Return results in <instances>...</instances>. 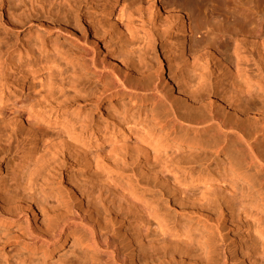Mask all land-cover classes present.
<instances>
[{
    "label": "bare ground",
    "instance_id": "bare-ground-1",
    "mask_svg": "<svg viewBox=\"0 0 264 264\" xmlns=\"http://www.w3.org/2000/svg\"><path fill=\"white\" fill-rule=\"evenodd\" d=\"M9 1L0 0V8ZM27 1L44 11L45 6L64 0L21 3L26 7ZM88 1L84 14L86 33L78 32L74 16V32H68L73 35L71 56L75 70L79 68L84 76L95 79L99 93L96 99L70 104L67 109L72 110L71 118L61 131L48 130L59 126L67 111L60 103L54 104L59 92L53 89L43 99V109L49 111L46 118L45 114L41 116L42 111H22L4 127L0 122V142L8 144L5 148L13 151L18 161L14 184L0 195L4 202L0 204V227L8 219H23L24 234L18 244L42 248L45 253L60 249L68 241L64 234L79 228L80 243L98 264H150L160 258L143 259L135 246L143 242L142 237H147L156 223L164 231L160 242L171 247L170 257L175 264H218L219 260L227 264L225 254L212 250V243L202 231L209 223L221 222L229 212L231 223L244 230L243 237L255 230L264 240V27L249 29L244 25L231 30L230 18L222 16L227 0H103L104 16L126 21L110 24L102 19L103 15L96 16ZM68 8L67 12L73 10L71 4ZM40 20L38 27L43 31L52 28L62 32L63 23L69 22L67 15L50 21L42 16ZM108 31L109 40L105 37ZM159 38L164 39L170 64L167 73L162 62L150 73L145 62V50L149 49L145 46L154 45ZM56 45L41 43L37 47L42 58H47V51L60 57ZM33 55L27 49L13 61L9 68L13 81L0 91V103L13 94L22 95L41 80L42 69L24 70L32 67ZM254 59L260 61L263 72L249 64ZM22 61L24 65L18 67L17 62ZM160 78L165 79L170 92L177 93H165L155 81ZM147 92L153 93L156 101L151 111L164 113L154 116L150 127L129 134L137 121L128 111H146L142 97ZM92 111H99L97 121ZM35 117L45 126L38 125ZM162 149L167 151L163 155ZM216 154H224V158L216 161ZM65 159L82 162L105 184L97 185V189L68 176V192L75 201L58 197L57 190L46 189L44 183L54 180V169ZM139 173L150 181L143 182V176L139 180ZM104 186L114 195L113 205H120L114 207L115 211L111 209L116 212V220L134 225V234H126L129 253L123 249L124 241L122 246L120 238L112 237L115 233L112 235L107 225V209L100 210L101 204H96L97 198L99 202L105 196ZM158 196H167L180 208L170 202L169 209H161ZM45 211L48 222L38 226L32 219ZM244 240L240 239L242 256L254 264L258 255L264 259V243L258 242L260 247L257 249V244L255 248L261 252L256 255L254 249L244 247ZM207 252L206 257H201Z\"/></svg>",
    "mask_w": 264,
    "mask_h": 264
},
{
    "label": "rangeland",
    "instance_id": "rangeland-1",
    "mask_svg": "<svg viewBox=\"0 0 264 264\" xmlns=\"http://www.w3.org/2000/svg\"><path fill=\"white\" fill-rule=\"evenodd\" d=\"M21 1H18V3H16L17 1L14 2V0H10L8 3H5L4 6L0 8V91L6 89V86L8 87L12 83L13 79L10 76L9 68L12 65L13 61L17 60V58H19L20 55L25 53L27 49L31 50L34 55L33 58L30 59L32 62V67L29 69L26 68L24 70L28 71L32 69H42L43 72L40 75V79L42 81L36 80L33 83V86H31L30 89L25 91L20 96L13 94L10 98H6V97L3 98V102L0 103V122L2 123L1 127H4V125L15 121V117L22 111H42L43 113L41 112V116L45 114L44 118H46L48 116L49 111L43 109V107L45 106V105L43 106V99L44 96L48 94V91L50 89H53L55 90V92H59V94L56 96L59 100L58 101L55 100L54 104H56V102L57 104L60 103L62 108H66L67 111H64L66 112V114H63L61 116V119L59 121V126H56L55 128L50 126L48 130L54 132L59 130L61 131L64 129L62 125H65L68 122V120L71 118L72 110L67 109L68 107H71L70 104H73L77 100L90 101L92 99H96L99 93L97 91V88L99 87H97L96 85L97 82L95 81V79H92V77L89 76L87 77L84 76V73L80 71L79 68L75 70V66L74 63L72 62V56H71L72 50L74 48L73 35L68 32V29L74 32L72 27L73 26L72 18L74 16L75 17L74 20H77L79 24V29H77L78 32L81 33V35H84L86 33L85 30L87 25L86 22L84 21V14L86 13L87 6H89V4H87L89 3V1L64 0L51 6H45L44 11L39 10L37 4L33 8L28 1H27L28 4L25 7V4L21 3ZM102 1L103 0H93V1L90 0V3H92L91 4L92 10L93 12L96 13V16H98V18H100L103 15ZM196 3L197 2H195L194 7ZM227 3H228L226 5L227 10H225L224 12L225 14L222 13L223 15L222 14L221 15L225 17V15L227 14V18H230L231 30H237L244 25H246L247 28L249 29L257 28L258 25H262L264 27V0H227ZM70 4L72 5L73 10L67 12V10L69 9L68 5ZM195 12L196 14L197 13L199 14V11L196 9ZM66 15L67 18H69V22L63 23L65 30H63L62 32H58L57 30H53L52 28L51 29L47 28V31H43L38 27L41 21L40 18L42 16H47L48 21H50L51 18L62 19ZM102 19L109 24L114 22L116 23L126 22L125 19L119 21L118 18L115 16L103 15ZM218 25L221 24L216 23V26ZM107 29L110 30L109 28ZM38 31L40 33H37ZM110 35H111L110 31H108L105 37L109 40ZM142 36L143 33L140 34V38H142ZM88 37L91 39L92 35L89 33ZM51 42L56 43L57 44L56 46L59 47V51L57 54L60 57L58 56L56 57L50 51H47V58H42V56L40 55L39 48L37 46L41 43L50 46ZM173 44H174L175 58H178V47H177L178 43L175 40L173 41ZM145 47L149 49L148 51L147 49L145 50V52H147V55L145 56V62L147 63L149 68L148 72L154 73L157 70L160 63L162 62L163 65H165V72L167 73L168 66L170 63H169V59L167 58V49L164 43V39H160V38L156 39L154 45L150 47L147 46ZM139 50L140 49L136 50V55H138ZM17 63L19 64L18 67H22L24 65L23 64L24 61ZM249 64L253 68L259 69L260 72H263V69H261L260 67L261 66L260 61L258 59H254L253 61H250ZM164 77L167 78V74H164ZM155 81L157 84H159L160 88L165 93L169 95L170 93H174V94L177 93L176 90L170 92V90L167 88L166 81L164 78H160L159 80L157 79ZM77 88L79 89V91L75 92ZM153 95H154L153 93L147 92V94L143 95L142 97V100L145 101L147 106L146 111H128L129 113L135 116V119L137 121L136 124L137 127L131 125L135 127V130L129 131V134H134L135 131L138 130V128L150 127L153 124V117L158 116V113L163 112V111H151L154 107V104L156 103ZM44 111H47V113H45ZM91 114H93V118L95 121H97L100 117L99 111H92ZM140 119H141V123H138ZM34 121L37 122L38 125L45 126L43 123L40 122L41 120L38 117H35ZM132 136L133 138L135 137V135ZM259 142H262L261 138L259 139ZM7 145L8 144H6V142H2V143L0 142V195L2 193H5L7 190L9 191L12 185L14 184L13 182L14 173H15L16 165L18 164L17 158L13 153V151H11L10 149L8 150V148H5ZM166 152L167 151L164 149H162L161 151L162 155L165 154ZM215 158H217L215 159L216 161L221 160L224 158V154H216ZM59 166H58L59 168L56 167L57 169L56 168L54 169V171H56L57 174L53 178L54 180L49 181V183H44V186L46 189L48 188L51 190L52 189L57 190L58 193L57 196L63 197L64 200L70 198L67 199L68 202H70L71 200L73 202L75 201L74 200L75 197L72 196L71 192H68L69 189L68 180H67L68 176H73L76 181L89 182V184H92V186L94 185L95 188H97V185L103 186L105 184L104 182L103 184H101L102 181L99 180L95 174L89 172L90 170H88L82 162L80 163V161L70 162V160L65 159ZM138 176H139L138 177L139 180H141L143 177L144 178L146 177V175L143 176V174L141 175L140 173L138 174ZM97 180H99L98 182L100 181L101 182L98 184ZM144 180H147L148 182L150 181L148 177L143 179V182H147ZM149 185H151L150 186L151 188L153 187L152 184L149 183ZM153 189L156 191H160L159 190L160 188L158 189L157 187H153ZM105 190L106 191L104 190L103 191L105 192L104 194L106 197L104 196L102 198L103 200L99 199L98 202L97 197H99V194L98 196L95 195L96 196L95 198H97L96 204L98 206H100L101 204L100 210L102 209L104 211L105 209L103 208L107 209V211L105 210L104 213L106 216V221L108 223L107 225L111 226L109 227V229L111 228L110 230L113 232L112 235H114L115 233L114 235L115 237L114 236L112 237L114 239L115 238L116 239L120 238V240L122 239L121 241L119 240V242L121 243V245L123 244L122 246H124V242H125V246H124L125 248L123 247V249L126 250V252L128 251L127 253H129L130 250L128 249H130V243H129V239H127V235L129 232L134 234V225L133 224L130 225L129 223L121 224L122 222H119L121 220L118 221L116 220V214H113L116 212H113L111 209H114L115 211V208H118L120 205H118L119 203H117L115 207L112 203L114 202V199L112 200L113 198L112 196H114L112 194V191L111 192L109 191L108 193L107 188ZM48 191L49 190H47V193ZM110 193L112 194L111 196L109 195ZM167 196L166 197L158 196V198H156V200L161 199V200H157L158 204L161 203L160 204L161 209L168 208L167 204L170 202L172 206L173 204L176 207L179 205L178 203L172 201L170 198H167ZM110 197H111L110 199L111 204L109 203ZM50 201H52V198ZM53 201H57V198H54ZM115 201H118V199L115 198ZM166 201L168 202L166 203ZM2 203L4 204L3 201H0V204ZM165 203L166 205H164ZM102 204H104L103 205L104 207H102ZM83 205L86 207L87 204L85 205L83 203ZM94 207H96V205L92 207L93 208L92 211L95 212L97 207L96 208ZM178 208L180 207L178 206ZM169 211H170L169 212L170 215L172 214L171 216H173V213L175 214L173 209ZM229 215H230L229 212H226L224 215L225 217L224 216L223 217L221 216L222 218L220 217L221 222L220 220L217 221V223L219 224H217L216 222L214 223L211 222L212 224L209 223L207 225V228L202 229V231L205 233L206 237H208L209 241L212 243V250H215V252L217 251V253L221 254V256L225 254V257L227 259V264H254V263H250L245 256L241 255L239 251V247L241 244L240 239L241 238L245 239L244 240L245 243L243 244H245L246 246L244 245V247H247L246 249L249 250L252 249V251L254 249V253L256 255H258V252L259 253L261 252V250L258 251L257 249H259L260 244L264 243V240L260 239V237L256 234L255 230L252 231L251 234H248L247 237L245 236L243 237L242 233L244 232V230L238 226L237 228L236 224L235 225L232 224L230 218L231 216ZM114 216L115 218H113ZM32 221L38 224V226L46 225V223L48 222L47 212L46 211L43 213L38 212L37 218L36 219L33 218ZM23 224H24L23 219H18L14 217L13 219H8L7 221H5L4 225L0 227V264H7V263L8 264H92V263L98 264V262L93 261V258L90 256V254H87V252H85L88 250H85L86 249L85 246L82 243H80L81 239L79 238H80L81 230L79 228H72L69 232L64 234V238L67 237L68 241L64 246L60 247V249L54 252L52 251L51 253L50 252L45 253V251L42 248L35 247L34 249L33 246L30 248H23L18 244L19 242H21L18 241L19 238H22V235L24 234ZM153 224L154 225L152 226V228H150L148 232V236L142 237L143 242L142 243L139 242L138 243L139 245H136L135 249L137 251L140 250L141 256H143L141 258L143 259L149 258L151 256L154 259L160 258L156 261L151 260L152 263L150 264H175V261L170 257V255L173 253L171 251V247L166 243L164 244V242H162L163 244L160 242V240L163 241L164 235L162 234L164 233V231L161 228H159L158 225H156V223ZM239 234L241 235L239 236ZM260 240L262 241L260 242ZM257 244H259V246L256 249L255 247L257 246ZM165 251L167 252L166 255L163 254ZM208 253L209 252L201 253L202 255L201 257H206ZM95 257L97 258V255ZM257 257L256 258L258 259L260 264L261 263L260 261L264 259H261L259 255ZM258 261L256 264H258ZM263 263L264 262L262 261L261 264ZM101 264H107V263H101ZM218 264H221L220 260Z\"/></svg>",
    "mask_w": 264,
    "mask_h": 264
}]
</instances>
